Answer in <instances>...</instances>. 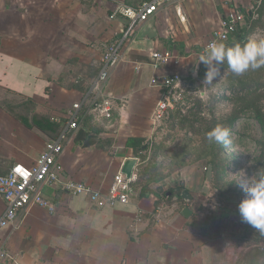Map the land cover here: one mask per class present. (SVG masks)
<instances>
[{"label": "crops", "instance_id": "crops-1", "mask_svg": "<svg viewBox=\"0 0 264 264\" xmlns=\"http://www.w3.org/2000/svg\"><path fill=\"white\" fill-rule=\"evenodd\" d=\"M121 5L131 4L0 0V98L22 101L0 102V175L17 163L33 165L47 142L56 139L30 126L35 116L64 129L76 104L81 106L76 113L78 129L65 134L59 158L66 181L84 182L106 196L124 162L138 160L127 203L100 207L87 194L72 196L44 188L55 211L22 210L13 223L0 228V240L15 264H250L256 246L235 250L226 233L206 230L198 220L196 198L188 204L181 191L176 193L178 185L154 183L143 172L160 143L159 105L168 92L153 84L155 77L200 78L201 51L227 15H244L241 45L264 31V0L160 4L157 13L124 41L127 21L114 15ZM116 41H121L119 63L101 82L103 50ZM166 50H173L180 63L157 71L151 54ZM221 67L227 69V62ZM105 99L113 103L109 120L97 111ZM133 139L140 140L136 147L129 145ZM198 174L193 190L201 185ZM185 207L193 211L189 218L182 214ZM7 208L0 197V219Z\"/></svg>", "mask_w": 264, "mask_h": 264}, {"label": "rangeland", "instance_id": "rangeland-1", "mask_svg": "<svg viewBox=\"0 0 264 264\" xmlns=\"http://www.w3.org/2000/svg\"><path fill=\"white\" fill-rule=\"evenodd\" d=\"M124 1L136 5L151 0ZM255 36L264 38V31ZM221 70L211 87L201 78L190 77L173 91L170 108L162 118L160 143L149 155L143 173L154 183L167 182V187L188 185L196 198L195 215L206 230L226 233L235 250L256 246L250 264H264V233L242 222L238 211L244 198L238 183L264 174V125L256 116L258 110L264 118V67L242 75L229 68ZM0 102L22 101L2 95ZM249 105L252 108L245 110ZM217 125L230 129V144L209 142L207 133ZM209 165L213 166V182L204 194ZM195 174L201 185L193 190Z\"/></svg>", "mask_w": 264, "mask_h": 264}, {"label": "built area", "instance_id": "built-area-1", "mask_svg": "<svg viewBox=\"0 0 264 264\" xmlns=\"http://www.w3.org/2000/svg\"><path fill=\"white\" fill-rule=\"evenodd\" d=\"M177 0H153L143 2L138 6L121 5L118 6L114 15H121L127 21V26L122 34V41L127 40L131 33L141 24L147 22L158 11L160 4ZM245 24L244 15L232 12L222 21V27L212 35L211 40L202 49L205 52L208 45L212 43H224L231 33ZM121 42V41H120ZM120 42L116 41L108 44L103 50V69L99 76V81L108 80L109 72L120 60ZM152 64L155 70L160 71L170 64L176 66L180 63V57L172 51H155L151 54ZM184 83V78L180 75H159L153 80V84L162 89H167L165 101L159 105V116H164L170 108L171 95L173 91ZM81 106L76 104L70 112V123L64 127L58 138L47 142L44 151L39 155L36 162L29 166L23 163L15 164L6 175H0V197L7 205V211L0 219V228H3L15 221L17 215L29 207H40L50 212L55 211V205L46 199L44 188L61 189L69 195L77 196L87 194L92 204L100 207L114 205L118 202L127 203L130 199L131 185L136 180L135 176L131 179L121 172L114 176L113 183L109 192L104 196L100 191L94 190L84 182L66 181L63 177L62 169L59 165V158L64 151L63 141L65 134L72 129H78L76 113ZM98 113L111 119L113 116V103L105 99L97 106ZM0 262L15 264V258L11 255L5 243L0 240Z\"/></svg>", "mask_w": 264, "mask_h": 264}, {"label": "clouds", "instance_id": "clouds-1", "mask_svg": "<svg viewBox=\"0 0 264 264\" xmlns=\"http://www.w3.org/2000/svg\"><path fill=\"white\" fill-rule=\"evenodd\" d=\"M205 66L203 84L213 86V81L221 75V66L227 62L228 68L236 75L264 67V38L250 37L243 45L236 43L226 46L224 43H212L199 56ZM209 142L231 143L230 129L217 125L207 133ZM257 174L242 179L238 184L243 190L244 198L238 205L242 222L264 233V174Z\"/></svg>", "mask_w": 264, "mask_h": 264}, {"label": "trees", "instance_id": "trees-1", "mask_svg": "<svg viewBox=\"0 0 264 264\" xmlns=\"http://www.w3.org/2000/svg\"><path fill=\"white\" fill-rule=\"evenodd\" d=\"M146 2V1H145ZM143 3V2H141ZM140 3V4H141ZM138 4V5H140ZM138 5H131V6H138ZM245 25V24H244ZM245 30V26L243 27H240L237 29L236 32L234 33H231L229 36H228V39L227 41L224 42V44L226 46H231L232 44H236V43H239V44H242V41H243V38H244V35H243V32ZM169 51H172L174 52L173 50H169ZM183 55V54H182ZM228 67V66H227ZM205 66L203 65V63H201V66H200V73H199V77L201 79H204V75H205ZM252 106L249 105L245 108V110H248V109H251ZM256 116L258 118V120L261 122L262 125H264V118H263V114L257 110L256 112ZM27 125H29V123L27 122ZM30 126L32 128L36 127L38 128L39 130L43 131L44 133H47L49 135H51L53 138H57L63 127H61L59 124H57L56 122L54 121H51L50 119H47V118H43V117H37L35 116L30 124ZM140 140H130L129 142V145L130 146H135L136 147V144H139ZM183 186V185H182ZM182 187H179V188H176V190L178 192L182 191ZM261 238V237H260ZM260 240V239H259Z\"/></svg>", "mask_w": 264, "mask_h": 264}, {"label": "water", "instance_id": "water-1", "mask_svg": "<svg viewBox=\"0 0 264 264\" xmlns=\"http://www.w3.org/2000/svg\"><path fill=\"white\" fill-rule=\"evenodd\" d=\"M233 45H235V44H232L231 46H233ZM137 164H138V160L136 158H128L124 162V164L121 168V173L126 175L127 178L131 179L133 177V172H134V169H135ZM212 182H213V166L209 165L208 170L206 172L205 182H204V187H203L202 193L206 194L210 191ZM181 197L184 201H189V202L193 201L195 198L185 188H183L181 191ZM227 211H229V210H227ZM182 214L184 217L189 218L193 215V211L189 207H185L182 211ZM225 217H227V214H225Z\"/></svg>", "mask_w": 264, "mask_h": 264}]
</instances>
